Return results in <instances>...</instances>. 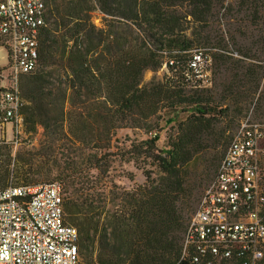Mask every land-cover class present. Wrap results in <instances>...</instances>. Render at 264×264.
<instances>
[{
    "label": "trees",
    "instance_id": "16d2710c",
    "mask_svg": "<svg viewBox=\"0 0 264 264\" xmlns=\"http://www.w3.org/2000/svg\"><path fill=\"white\" fill-rule=\"evenodd\" d=\"M97 3L119 20L106 30L88 18L72 22L69 3L47 0L50 18L61 24L45 23L37 67L21 81L23 127H41L45 141L27 163L19 155L12 171L0 165V189L59 183L63 223L77 232V264H195L184 250L198 193L189 168L211 151L223 154L229 138L218 128L222 112L213 97L184 76L200 41L188 37L186 24L206 26L223 0ZM166 58L173 61L167 74L144 85L145 71L157 72ZM161 121L174 129L158 149ZM120 130L148 137L125 149L117 146ZM115 161L133 162L145 182L132 190L114 184L107 175ZM146 164L156 167L155 178Z\"/></svg>",
    "mask_w": 264,
    "mask_h": 264
},
{
    "label": "built area",
    "instance_id": "2783aa9c",
    "mask_svg": "<svg viewBox=\"0 0 264 264\" xmlns=\"http://www.w3.org/2000/svg\"><path fill=\"white\" fill-rule=\"evenodd\" d=\"M43 0H0V143L5 126L23 123L22 78L38 63L45 26ZM210 50L190 51L184 76L200 83ZM173 61L165 59L163 67ZM77 232L63 223L59 183L0 189V264H77ZM191 263L257 264L264 258V121L246 118L230 140L216 176L202 195L184 237ZM178 264V263H177Z\"/></svg>",
    "mask_w": 264,
    "mask_h": 264
},
{
    "label": "rangeland",
    "instance_id": "374dc122",
    "mask_svg": "<svg viewBox=\"0 0 264 264\" xmlns=\"http://www.w3.org/2000/svg\"><path fill=\"white\" fill-rule=\"evenodd\" d=\"M43 1L46 4V26L61 24L60 21L55 22L50 18L47 0ZM56 2L70 4L67 19L75 22L77 18H88L89 23L97 30H106L112 19L119 21L116 17L104 14L99 9L97 0H56ZM252 3L254 0H223L222 5L216 6L208 17L206 26H200L192 21L186 24L188 37L193 39L198 36L200 39L199 45L194 47L210 50L212 64L199 86L207 95L213 97L214 103L219 106L218 110L222 112L218 128H227L225 133L229 138L227 145L237 133L240 123L246 118L255 121L264 120V5L257 3L255 7ZM181 10L185 11L184 8ZM63 14L65 13L61 10V16ZM125 30L122 25H117L114 29L122 35L126 34ZM6 64L7 52L3 46H0V66ZM251 71H256L257 75L252 76ZM51 74L55 80L60 78L56 79L55 69ZM166 74L164 67L157 72L147 70L143 75L142 83L146 85L152 81H160ZM253 77H256V80ZM183 118L184 115L179 116V119ZM173 129V124L166 126L163 121L160 122L159 140L156 143L158 149L165 148L167 137L172 134ZM147 137L140 130L133 132L120 130L116 135L117 146L127 149L131 141L139 142ZM4 140L6 141L0 143V165L8 166V170L12 171L15 167L13 159L17 160L19 155L23 163L34 158L31 155L37 154L45 141V135L41 127H37L34 133L26 132L22 123L18 128L17 137L12 138V126L7 124ZM224 154L225 152L220 154L211 151L191 164L189 172L196 180L198 188L194 211L205 190L214 180ZM139 168L133 162L115 161L111 165L107 179L121 188L132 190L145 182ZM145 168L151 172L153 178L157 176L155 166L146 164Z\"/></svg>",
    "mask_w": 264,
    "mask_h": 264
}]
</instances>
